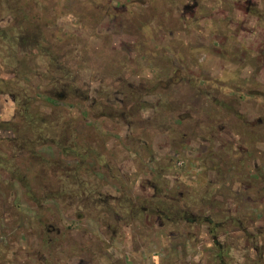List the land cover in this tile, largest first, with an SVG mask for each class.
Segmentation results:
<instances>
[{"label":"rangeland","instance_id":"374dc122","mask_svg":"<svg viewBox=\"0 0 264 264\" xmlns=\"http://www.w3.org/2000/svg\"><path fill=\"white\" fill-rule=\"evenodd\" d=\"M84 1L63 0L59 16L55 17L61 30L56 36L60 38L62 55L56 76L60 75L62 93L69 95L61 104L62 110L58 111L61 125L66 121L70 125L69 132L61 128V150L47 143L29 155L21 146L27 130L34 131L33 140L37 138V125L43 127L40 122L44 119L47 123L45 139L48 142L56 139L57 132L50 126L56 115L34 117L35 112L30 111L36 120L31 122L30 128L26 127L23 118L26 101L22 92L23 77L27 74L23 67L26 51L18 36L22 30L18 31V25L10 27L11 16H0V82H11L0 85V89H4L2 94L0 92V264H219L198 222L189 228L183 222L187 218L185 207L167 209L161 207V203L157 208L154 205L152 208L156 211L153 209L151 216L162 212L160 219L167 224L156 219L148 225L146 214L141 221L136 214H130L131 200L127 202L126 197L149 199L153 194L152 185H155L161 197L167 189L173 188L174 197L188 190L195 201L203 193L217 200L225 198L220 189L234 187L235 191L239 185L227 176H219V156L227 161L230 175L238 178L244 173L243 180H247L245 172L251 171L252 161L231 160L229 145L221 146L220 141H240L250 149L252 146L259 148L260 154L254 160L264 174V96L260 94L264 83V0ZM169 1L172 2V16H161ZM248 2L254 7L251 11H246ZM0 7L7 8L5 4ZM184 13H188L187 16ZM187 19L186 41L190 49L184 56L188 54L190 65H186V69L189 79L197 78L199 83L185 80L171 86L168 83L173 69L168 66L169 56L165 50L171 39L165 35L173 32L176 38H181L178 32L184 30L183 23ZM155 29L158 32L156 40L153 39ZM213 39L216 41L212 42ZM180 44L181 41H174L173 47L179 49ZM46 48L52 50V47ZM236 49L238 51L233 53ZM240 50L248 51L247 57L242 59ZM34 54L31 52L29 56ZM48 62L40 66L44 71ZM32 66L39 68L36 62ZM51 72L52 68L48 74L53 75ZM216 79L221 83L216 84ZM231 85L238 86V93H232ZM203 88L205 96L202 94L199 101L189 100L188 109L180 108V99H192V94L202 92ZM122 92L131 100L126 107L118 101ZM228 93L236 97L230 99L231 94L223 95ZM10 94H15L17 99L12 101ZM86 95L92 98L93 106L91 101L82 98ZM159 98V105L152 107L154 99ZM30 102L33 106V98ZM177 104L179 107L173 111ZM40 109L49 110L48 107ZM83 109H90L85 119L80 116ZM127 115L132 120L137 118L138 122L143 120V125L137 123L129 127ZM181 115H187L181 118L183 126L177 130L181 134L172 139L162 123L170 124L168 118L175 120ZM257 122L259 125L255 126ZM90 124L94 131L87 132ZM220 124L226 129L221 133L218 132ZM7 125L13 126L11 133L5 132ZM201 129H210V132L203 134ZM199 134L206 137L205 143L196 138ZM75 142H89L91 152L106 158V166L100 165L96 154L90 152L81 168L80 154L64 149ZM220 147L224 148L218 149ZM41 156L56 166L62 164L59 172L63 169V174L75 172L74 169L66 171L65 166H79L77 171L85 176L87 164L86 170L94 175V185L100 190L102 200L108 199L107 194L119 198L125 194L126 197L113 200L110 196L109 206L103 209L98 206L83 209L81 204L64 198L59 201L56 193L42 197L41 181L32 176L28 178L29 183L22 180L23 174L38 173L37 162ZM171 158L177 170H169ZM224 181L230 185L222 186ZM176 183L178 189L173 187ZM27 185L32 195H27ZM263 185L254 182L257 189ZM242 190L243 194L248 188L244 186ZM177 201L180 205V199ZM263 201L259 198L257 203L262 205ZM220 207L201 212V206L198 209L195 205L191 210L197 218L206 214L220 221L231 214L226 212L224 205ZM228 207L235 210V207ZM222 208L224 214L219 213ZM260 210L255 209L259 216L257 214L254 228L248 230L256 239L254 245H246L249 235L240 225H235L236 229L229 225L217 229V240H224L228 245L223 256L226 264H247L245 256L255 258L258 252L263 253L264 264V230L257 228L264 226V212ZM113 211L122 217L128 216L130 223L118 225ZM251 211L245 205L240 214L246 220ZM166 214L174 216L173 223ZM135 220L140 222L138 228L134 227ZM48 228L52 230L51 235L46 231ZM173 248L179 257L176 254L175 258L170 257ZM105 253L110 259L103 255Z\"/></svg>","mask_w":264,"mask_h":264},{"label":"flooded vegetation","instance_id":"af4514ba","mask_svg":"<svg viewBox=\"0 0 264 264\" xmlns=\"http://www.w3.org/2000/svg\"><path fill=\"white\" fill-rule=\"evenodd\" d=\"M63 0H0V5L5 4L7 6L6 9H2V7H0V16H11L10 17V21L9 24L10 27H13L15 25H18V31H21V34L18 35L19 40L21 42H23L24 45V49L26 52H24V60H23V67L24 69L27 70V74H25L24 78V88H23V100H25L26 102L23 104V109H24V115L23 118L26 121V127L29 126L30 128V124L32 121H35L36 119H33L32 116L30 115V111H34L35 112V116L37 117L38 115L42 116H51V115H56V117H53V122L54 124H50L51 127H53V132H57V134H55V138L57 139H52L51 141L49 140V142L47 141L46 138V134H47V130H46V120H41L40 124L43 125V127H39L37 125V130L36 132H38L37 134V138L35 140H33V138L35 137V133L34 131H30L31 129L27 130L25 132V137L26 139L21 142V146L23 149H27L28 150V154L31 155L32 151L36 148H38L41 145H47V143H51L54 144L55 146H57L56 148L59 147V149L61 150L62 148V141H61V128L65 127V130H67L68 132L70 131V125L68 124L69 122L66 121L64 123V125H61V118L58 115V111H61V104L63 101H65V98L69 95H67L66 93H62L61 91V78L60 75L56 76V68L60 67V60L62 58L61 55V51H60V38H57V34H61V30L58 27V22L56 21V16H59L60 10H61V2ZM101 1L103 0H98L97 2L101 3ZM162 1V0H160ZM86 3H94L95 1L92 0L90 2H87L86 0L84 1ZM96 2V3H97ZM171 5L168 4V6L166 7L165 11H163L161 13V16H172V2L169 1ZM250 2H248L247 7H246V11H251L254 9V7L252 5H249ZM156 10V13H158L157 7H154ZM190 8V7H189ZM194 8V7H193ZM188 8H185V10ZM192 9V8H191ZM6 12H5V11ZM8 10V11H7ZM50 16L49 18H47L46 16ZM188 13H184V16H187ZM191 16H193L191 14ZM187 25H189V19L185 20L183 23V26L185 27L184 30H182L181 32H178L179 34L182 35L181 38H176V36L174 35L173 32H169V34L165 35V37L167 36V38L170 40L171 42L168 41L169 44H167L165 46V50H167L168 56H169V61H168V66L171 67L173 69L171 75L169 76V83L168 85L174 86V84H179L181 82H184L185 80H187V83H189V81L194 82V83H199V80L197 81V78H193L192 80L189 79V71L188 68L186 69V65H190V61H189V56L188 54L186 56H184L185 51H187L188 49H190V47H188V42L186 41V29H187ZM13 30V28H12ZM14 31H17V29H15ZM157 29H155V33L153 36V39L156 40L157 39ZM163 34V33H162ZM202 36V35H201ZM13 37V36H12ZM47 37H52V39H49ZM14 39V38H13ZM203 39V38H202ZM205 40V39H204ZM54 41V42H53ZM174 41L176 42H180L181 44L179 45V49L178 48H174L173 47V43ZM216 39H213L212 42H215ZM46 46L52 47L51 48H46ZM50 49V50H47ZM238 50H232V52H237ZM31 52H34L36 54L29 56ZM176 52V55H174ZM240 56L241 58H245L248 55V51L246 50H240ZM182 53V54H180ZM188 53V52H186ZM27 54V55H26ZM171 57V58H170ZM184 58H186V60H184ZM43 61H42V60ZM40 61L42 63H39L37 61ZM49 61L48 64V68L44 71V67H40L43 65L44 61ZM264 60V59H263ZM36 62L37 65L39 66L38 69L34 68L32 65L33 63ZM192 63H194L193 61H191ZM51 63H53V65H51ZM57 63V64H56ZM199 63V62H195ZM197 65V64H196ZM262 67L264 69V62L262 64ZM32 68V69H31ZM50 68H52V72L53 75L48 74L50 72ZM198 76V75H197ZM9 81V80H8ZM251 80H243V82H250ZM214 82L216 84L221 83L220 79H216L214 80ZM241 82V81H240ZM9 83L11 82H6V83H2L0 82V85H9ZM262 85V89L263 91L260 92V94L262 96H264V83L261 84ZM232 86V93H238L239 90H237L238 86ZM240 87V86H239ZM240 89V88H239ZM202 90V89H200ZM4 89H0L1 94L3 93ZM141 92V91H140ZM205 90L203 88L202 92L198 93H193L192 94V99L189 98H182L179 101H181V109H188L189 103L188 101H193L194 100H198L199 98L202 96V94H205ZM121 94V93H120ZM200 94V95H198ZM231 94V93H230ZM228 94H223V95H230ZM231 94L230 99H234L236 96ZM122 98L120 100H118L121 104H123V107H126V104L129 105L128 101H131L129 98V95L127 93L122 92ZM132 95V94H130ZM10 96L12 97V101H15L17 98L15 97V94H10ZM199 96V97H198ZM240 97H242L240 95ZM33 98V102L34 105H31L30 99ZM85 99V101H91L92 102V106H93V100H91L92 98L89 97V95H86L85 97H82ZM217 98H214V100H216ZM159 99H154V103L151 104V106L153 107V105L155 106V108L159 105ZM218 100V99H217ZM107 102H110V99H107ZM184 103V104H183ZM219 105H221V102L219 103ZM44 107L45 109L48 107V112H45V110H41L40 108ZM176 107L178 108L179 105H174V109L173 111L176 109ZM90 111V109H86V110H82L80 111V116L83 117V119L88 117L87 112ZM167 111H170L169 109H167ZM184 116L187 115H181V117L175 120H170V118H168V122H170V124H164L162 123V125H164V127L166 128L167 134L169 135V137H171L172 139L178 135L179 133L181 134L180 131L177 132V130H179L182 126H183V119ZM127 123L128 126L130 127L131 125H135L137 126V123H141L143 125L144 121L140 120L141 122H138L139 120L136 119H131V116L127 115ZM167 120L165 121V123H168ZM161 125V126H162ZM255 126L259 125V123L257 122V124H254ZM13 127V126H12ZM11 126H5V132H12V128ZM92 127V128H91ZM147 127V126H146ZM199 127V126H197ZM42 128V131L40 130ZM218 132L220 130V133L225 131L224 130V126L223 125H219L218 127ZM87 132L88 131H94V127L90 124L87 126ZM202 133H207L210 132V129H208V131H206V129H201ZM199 134V136L197 135L196 138H200L201 140H204L206 137ZM184 137V136H182ZM124 141H126V137L124 138ZM174 142V140L172 141ZM201 142V141H200ZM199 142V143H200ZM206 140H204L203 143H205ZM87 143V144H86ZM84 142V143H74L72 145H70L69 147H65L64 149H70L72 152L74 151V153H78L80 154V158L82 159V162L79 163V165H81V168H84V164L83 162H87L88 160V154H90L91 152V148L90 146H88L89 142ZM201 144V146H206L204 144ZM220 143L222 144L221 146H227L229 145V157L231 160L234 159H239L240 162L242 163L243 160H251L252 161V165H251V171L249 172H245L244 168L242 167V171H244L246 173V178L247 180H243V174H239L240 177L236 178V176H232L230 175L227 166L228 163L225 160V158H223L222 156H219V160H218V167H217V172L219 174V176H221V178H227L234 181L235 183H238L239 188L234 190V187H230V188H222L220 189V191L223 192V196H225V198H221V200H217V198H212V195H210L211 198L208 197V195H206L205 193L201 194L199 196V200L195 201L194 199L191 198L190 192L188 190H184L182 192H179L176 194V198L172 195V189H167V192L164 193V195L162 194H158L160 192L157 191L156 186L152 185L153 188V194L150 195L149 199H145L142 198V196L138 197V198H131L129 196H125V194H123L120 196L121 198L116 197V196H112V195H108L107 197L108 199H104L102 200V198L100 197V190H97V187L94 185V175L92 174V172H89V170H86L88 167V165L86 164L87 168L85 169V176L81 175V173H79L77 171V168L79 166H73L71 168L68 167H64V169L68 172H71L72 169L75 170L74 173L72 174H63L61 173L63 169H60L61 171L59 172V168L62 166V164L59 166H56L53 162H51L50 159H47L45 157H42L38 160V164H39V169H38V173H34L33 171L31 172V174H23L22 176V180L26 181V183H29V179L31 176L35 177L36 180L41 181V196L42 197H48V196H52V193H56V198H59L58 200L60 201L61 198H64L65 200L68 199L70 200V202H75V204H81V206H83V209H91L92 208H96V206L101 207V209H103L102 207H108L109 204H107V202L110 200V196L113 198V200H118V199H123V198H127V202L129 200L131 207H129L130 210V214H136V218H139L140 221L143 218V214H146L147 216V224L150 225L152 222H156V219H160L162 217H160V214L162 212L158 211V216H154L152 217L151 215H154V211H156L154 208H152L154 205L157 208L159 206V204L161 203V207L164 206L167 209H174L176 206L177 207H185L183 208L185 210V214L187 216L186 220L183 219V222L186 223V227H192L193 224L195 222H198V228L200 229V231L205 234L207 236V241L212 245V252L213 254H216L213 258L215 259V261H219V264H226L223 260V256L225 253H227V249H225V246L227 247V243L226 241H222L219 242L217 240V234L216 231L217 229H221L224 228L226 225L229 226H233L235 229V225L238 226L240 225L241 230L248 234L249 237L247 238L246 241V245H249V243L251 245H254L256 242V239L253 237V232H249V229H253L254 228V224L257 222V214L259 216V213H255V209H261L260 213L264 212V201L262 202V205H260L259 203H257V200L259 198L264 199V185L262 186V188L257 189L254 186V182L255 183H262L264 184V174H261V168H259V165L256 164L255 160L256 156L260 154L259 148L257 149L256 146H252V148H248L246 147L242 142L240 141H220ZM176 144V143H174ZM257 145V143H256ZM81 146V147H80ZM84 147V150L80 151V149H82ZM224 147H220L218 149H223ZM81 152V153H80ZM92 154H96V152H94L92 150L91 152ZM205 153V152H203ZM30 157V156H29ZM31 159V158H30ZM100 165H103L104 167L106 166V158H104L103 156H100V154H96V158H95ZM238 160V161H239ZM174 158L170 159V162L168 163V167L169 170H177V167H175L174 165ZM232 162V161H231ZM230 162V163H231ZM30 163V162H29ZM61 163V162H60ZM179 166L185 165L183 163H178ZM239 165H241L239 163ZM243 166V165H241ZM54 167V168H53ZM58 167V168H57ZM247 168L249 167L248 165L246 166ZM232 168L235 169L236 165L233 164ZM71 169V170H70ZM184 169H187V167H185ZM240 169V168H239ZM249 170V169H248ZM255 170V172H254ZM264 173V172H262ZM33 179V178H32ZM231 181V182H232ZM226 185H230L228 183H225V181L222 183V186H226ZM232 185V184H231ZM27 195H32V189L30 188V185H27ZM177 188V183L173 185V187ZM246 186L248 188V190L244 191V200L242 199L243 197V190L242 188ZM97 190V191H95ZM204 191V190H203ZM31 194H30V193ZM122 193H124V191H121ZM246 194V197H245ZM92 195V196H91ZM167 195V196H166ZM92 198H91V197ZM228 196H230L228 198ZM55 197V196H54ZM208 197V198H207ZM177 199H180L181 204L179 205V202L177 201ZM98 203V204H97ZM198 203V204H197ZM121 205V204H119ZM179 205V206H178ZM197 206L199 209V206H201V208L199 210L204 209L205 211H212L215 210V208L218 207H222L223 205L225 206V210L226 212H230L231 214L227 217L225 216L224 220H220V221H216V219H214V217L212 215H201L199 216V218H197L191 208H193L194 206ZM232 206L235 207V210H231V208H229L228 206ZM247 205L250 207V210H252L251 212H249L248 217L246 218V220L243 219L242 215L240 214V212L243 210L244 206ZM144 206V208H143ZM176 207V209H177ZM220 207V208H221ZM48 206L45 208L47 209ZM211 208V209H210ZM228 208V209H227ZM108 209H111V207H109ZM141 209H143V211H141ZM154 209V211H153ZM234 209V208H233ZM166 210V209H165ZM149 211V212H148ZM169 210H166V212ZM183 211V210H182ZM113 216L114 218H117L118 221V225H122V224H129L130 222L128 221V216H121L117 213H115L113 211ZM213 213V212H211ZM219 213L224 214V208H222ZM165 216L172 218V223L174 222V216H169L168 214H166ZM134 218V219H136ZM152 218V219H151ZM216 218V217H215ZM128 221V222H127ZM161 221V219H160ZM169 221V220H168ZM161 223H166L165 221H161ZM133 224L135 225L134 227H139L138 224H140V222H137V220H135L133 222ZM259 230H264V226H258L257 227ZM240 231V229H237ZM258 230V231H259ZM47 233L49 235L52 234V230H50L49 228L46 230ZM241 231V232H242ZM60 231H57V234H59ZM235 233V232H232ZM231 234V233H230ZM92 237V236H91ZM207 241L204 242V244H207ZM108 245V244H107ZM202 245V243H201ZM253 250V248H252ZM174 248L172 249V252L170 254L171 258H175L174 254H176V256H180V254H178V252L174 253ZM201 253L203 252V250H200ZM106 256L107 259H110V257L105 253L103 254ZM77 256V255H76ZM255 258H252L250 256H248V254L245 256V262H247V264L252 263V264H259L262 263L263 264V253H257L255 254ZM177 258V257H176ZM80 261H83L84 259L79 258ZM126 260V259H125ZM84 262V261H83ZM87 264V263H86Z\"/></svg>","mask_w":264,"mask_h":264}]
</instances>
